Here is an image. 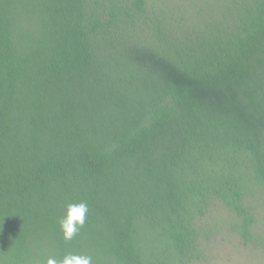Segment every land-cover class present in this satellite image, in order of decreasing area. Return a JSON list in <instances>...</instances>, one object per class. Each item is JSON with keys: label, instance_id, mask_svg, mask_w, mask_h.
I'll return each instance as SVG.
<instances>
[{"label": "trees", "instance_id": "obj_1", "mask_svg": "<svg viewBox=\"0 0 264 264\" xmlns=\"http://www.w3.org/2000/svg\"><path fill=\"white\" fill-rule=\"evenodd\" d=\"M6 212L0 264H200L222 229L264 264V0H0Z\"/></svg>", "mask_w": 264, "mask_h": 264}, {"label": "clouds", "instance_id": "obj_2", "mask_svg": "<svg viewBox=\"0 0 264 264\" xmlns=\"http://www.w3.org/2000/svg\"><path fill=\"white\" fill-rule=\"evenodd\" d=\"M7 212L0 216V231H2L3 217L11 216ZM89 214V205L86 201L67 202L63 205V214L58 218V226L62 239L72 241L85 226ZM44 264H93L91 255L64 251L59 255H49Z\"/></svg>", "mask_w": 264, "mask_h": 264}, {"label": "rangeland", "instance_id": "obj_3", "mask_svg": "<svg viewBox=\"0 0 264 264\" xmlns=\"http://www.w3.org/2000/svg\"><path fill=\"white\" fill-rule=\"evenodd\" d=\"M213 217L218 220L226 218L225 210H214ZM264 219V213L261 216ZM240 240L235 235L226 233L222 229L219 233L218 243L207 251V258L200 264H254L251 255L242 251Z\"/></svg>", "mask_w": 264, "mask_h": 264}]
</instances>
